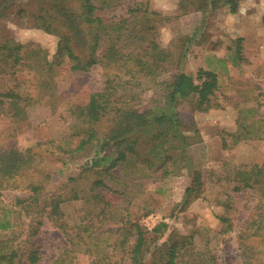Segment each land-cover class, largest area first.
<instances>
[{"label":"trees","instance_id":"obj_1","mask_svg":"<svg viewBox=\"0 0 264 264\" xmlns=\"http://www.w3.org/2000/svg\"><path fill=\"white\" fill-rule=\"evenodd\" d=\"M178 5L184 14L219 7L235 14L240 0H179ZM117 10L124 13L114 15ZM31 17L36 28L58 42L51 54L39 43L0 38V114L10 119L12 133L26 129L32 107L58 111L64 97L57 77L63 70L88 72L100 66L105 82L86 103L70 106L68 137L42 139L25 148L16 142L0 145V264H39L36 238L45 223L65 240L53 264H217L213 253L185 257L193 249L192 235L167 232L166 223L149 229L133 210L148 184L186 166L188 138L178 103L196 96V109L214 108L217 72L199 69L196 77L173 73L169 81H159L173 58L158 40V26L167 17L151 10L150 0H48ZM241 41H236L239 56ZM150 90L153 96L145 103ZM237 124L246 130L233 136V145L255 133L240 118ZM50 159L85 163L59 184L47 171ZM234 174L235 191L254 190L264 180V164L236 168ZM202 186L201 181L186 189L195 192L186 205L201 197ZM72 202L80 207L70 222L63 206ZM13 212L28 219L19 231ZM220 219L231 226V219ZM251 223L263 230V214ZM242 258L244 264H264Z\"/></svg>","mask_w":264,"mask_h":264},{"label":"rangeland","instance_id":"obj_2","mask_svg":"<svg viewBox=\"0 0 264 264\" xmlns=\"http://www.w3.org/2000/svg\"><path fill=\"white\" fill-rule=\"evenodd\" d=\"M46 1L1 0L0 38L39 43L53 54L58 38L36 28L31 17ZM178 4L179 0H150V9L167 17L158 26V40L173 58L170 71L158 79L169 81L173 73L196 77L199 69L214 70L219 78L217 99L215 107L206 112L196 109V96L179 101L182 129L188 138L187 164L177 175L148 184L133 210L149 229L166 223L167 232L192 235L193 249L185 257H211L213 253L217 264H244L242 257L264 263V229L258 231L259 224L251 223L260 219V213L264 216V180L254 190L241 191H235L234 180L236 168L264 164V0H240L235 14L228 7L184 14ZM122 13L117 10L114 15ZM237 39H242L240 56ZM57 82L64 98L55 114L44 107L30 108L26 129L16 134L10 119L0 114V145L16 142L25 148L42 139L68 137L70 106L86 103L91 93L103 88L105 77L103 69L95 66L88 72L63 70ZM152 96L150 90L144 102ZM249 109L252 114L246 113ZM238 118L243 127L253 125L255 133L233 145V136L241 137L246 130L237 124ZM84 163L85 159H79L64 165L50 159L47 171L52 182L60 184L78 174ZM201 181V197L186 205L195 194H187L186 189ZM15 194H5L4 199ZM79 207L80 202L63 206L70 222ZM148 211L152 213L144 216ZM221 217L231 219V226ZM11 218L16 231L28 223L19 212H13ZM164 240L160 237L159 243ZM64 241L58 229L45 223L36 238L42 254L39 264H53Z\"/></svg>","mask_w":264,"mask_h":264}]
</instances>
